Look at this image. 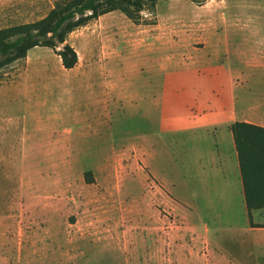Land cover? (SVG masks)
Wrapping results in <instances>:
<instances>
[{
	"label": "rangeland",
	"instance_id": "1",
	"mask_svg": "<svg viewBox=\"0 0 264 264\" xmlns=\"http://www.w3.org/2000/svg\"><path fill=\"white\" fill-rule=\"evenodd\" d=\"M63 1L0 0V30L37 22ZM238 28L264 39V0H163L138 22L114 11L71 33L72 70L46 47L1 69L0 204L27 203L29 193L68 203L66 227L19 222L3 235L68 234L99 249L98 264H254L248 253L236 260L241 237L230 225L239 213L188 211L195 151L212 146L215 131L183 127L214 110L183 101L173 125L178 85L163 80L172 62L202 63L210 34Z\"/></svg>",
	"mask_w": 264,
	"mask_h": 264
},
{
	"label": "crops",
	"instance_id": "2",
	"mask_svg": "<svg viewBox=\"0 0 264 264\" xmlns=\"http://www.w3.org/2000/svg\"><path fill=\"white\" fill-rule=\"evenodd\" d=\"M258 36H262V32L251 28L215 31L209 35L203 49L205 59L202 63L172 62L164 69L166 74L163 80L178 85L171 93V100L175 101L177 109L173 110L170 117L173 125L179 123L176 112L185 108L181 104L183 101L193 100L196 101L195 105L214 110L213 113L202 112L194 116L200 123L183 127L188 132L215 131V135L209 137V142L214 139L212 146L205 151H195L194 162L199 167L197 173H194V183L189 186L188 211L239 213L238 223L230 225L235 227L241 237L236 252L237 263L240 259L245 261L247 257L244 255L248 253L254 264H264V207L254 210L248 208L238 152L231 131V126L236 122L264 128V87L263 92H256V88L247 86L264 85V39ZM203 83L213 84L214 87L201 88L199 84ZM233 84L234 88L227 86ZM215 89H218L217 93H214ZM188 115V120H193L190 112ZM210 118L218 119L220 123H209ZM28 195L30 199L27 203L11 200L0 204V264H21L23 259H26L27 264H98L99 249L84 239H70L68 234L35 237L27 232L26 239L4 236V231L13 230L14 223L19 222L26 223L28 228L38 224L43 230L55 226V223L64 227L68 225L66 201H48L40 198L42 194L37 193ZM53 195L57 194H47ZM174 196L171 201L179 205ZM218 216L222 218L221 214ZM54 245L59 246L55 248ZM110 253L113 258L116 257L115 248ZM108 260L115 264L114 259L109 257Z\"/></svg>",
	"mask_w": 264,
	"mask_h": 264
},
{
	"label": "trees",
	"instance_id": "3",
	"mask_svg": "<svg viewBox=\"0 0 264 264\" xmlns=\"http://www.w3.org/2000/svg\"><path fill=\"white\" fill-rule=\"evenodd\" d=\"M163 0H69L57 3L43 19L0 30V70L23 59L36 47L54 50L66 70L78 64L68 36L90 21L120 11L133 21ZM201 1V0H193ZM249 210L264 207V128L236 122L231 126ZM89 176V173H86Z\"/></svg>",
	"mask_w": 264,
	"mask_h": 264
}]
</instances>
